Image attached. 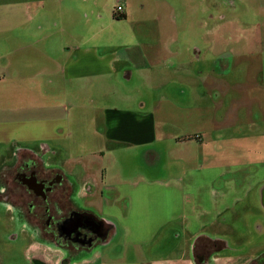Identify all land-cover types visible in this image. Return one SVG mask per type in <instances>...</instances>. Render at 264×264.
<instances>
[{"label": "crops", "instance_id": "1", "mask_svg": "<svg viewBox=\"0 0 264 264\" xmlns=\"http://www.w3.org/2000/svg\"><path fill=\"white\" fill-rule=\"evenodd\" d=\"M125 3L118 5L126 17ZM7 7V15H0V146L7 147L11 157L18 149H29L26 145L30 143L35 145L32 150L40 146L54 156L60 154L53 141L74 135L86 110L93 135L102 144L97 154L77 155L74 160L67 156L60 164L74 203L79 199L101 204V218L81 213L93 215L109 228L101 243L107 249L101 251L99 245L63 262L57 247L33 240L29 245L31 264H252L264 258L260 238L264 235V99L260 103L256 98L260 72L250 69L255 54L225 58L230 61L221 68L227 71L231 67L225 74L199 68L192 77L187 70L194 63L191 56L172 65V70H184L185 81L198 79L210 99L215 93L225 99L224 103L209 102L211 116L220 111L209 129L175 139L179 145L189 146V151L183 150L189 155L188 168L182 172L187 178H173L161 185L146 181L106 185L103 177L101 183L95 180L86 158H103L112 145L138 146L155 140L153 113L121 111L108 104L94 106L100 101L90 93L99 92L101 82L106 87L115 83L120 72L129 80L131 71L139 73L150 65L159 71L157 80L163 83L164 66L177 55L145 54L141 49L126 54L101 50L92 44V38L86 41L74 31L75 35L66 36L56 19H39L40 6ZM247 70L252 74L246 79ZM108 89L100 91L108 93L102 103H112ZM238 89H244L246 100L239 92L236 97L231 95ZM193 107L202 106L195 103ZM68 108L79 112L77 124ZM239 125L245 126L247 134H239ZM213 129L221 134L215 139ZM211 148L219 151L214 155ZM214 156L221 161L212 163L210 157ZM117 236L124 241L118 251L112 245ZM212 240L223 245L213 250Z\"/></svg>", "mask_w": 264, "mask_h": 264}, {"label": "rangeland", "instance_id": "2", "mask_svg": "<svg viewBox=\"0 0 264 264\" xmlns=\"http://www.w3.org/2000/svg\"><path fill=\"white\" fill-rule=\"evenodd\" d=\"M125 1L126 17L118 20L114 17L116 7L119 2L123 4ZM14 4L28 5L32 9L36 6L42 7L39 19H48L50 16L61 22V29L66 30V36H71L74 31L78 37L84 36L86 41L92 38V44L98 45L101 50L110 48L117 53L126 54L141 49L145 54L177 55V59L164 66L167 70L163 72L166 80L163 83L157 80L159 71L150 65L149 69L139 73L131 71L129 80L120 72L115 83L106 87L101 82L99 92L90 93L96 101H100L94 106L108 104L121 111L153 113L156 133V139L148 144L112 145L103 158L98 155L86 158L85 161L91 162L89 166L92 167L93 176L98 182L103 177L106 185L114 182L145 181L161 185L173 178H187L182 172L188 168L189 155L183 150L189 151V146L179 145L175 139L193 135L201 128L209 129L211 119L214 120L220 111H213L212 116L207 111H211L212 103H224L225 99L216 93L210 99L208 94L206 96L203 93V86L198 79L185 81L182 77L184 70L176 67V70H172V65L176 64L178 59L183 61V58L187 60L189 56L194 57V63L187 68L192 77L197 76L199 68L214 69L216 74H225L231 71V67L227 71L221 68L230 61L225 58L252 52L256 56L254 55L250 69L255 73L260 72L261 82L256 98L260 103L264 99V0H0V15H7V6ZM27 15L32 14L29 12ZM68 26L70 29L66 28ZM251 74L247 70L246 79ZM104 88H109L112 103H102L108 94L100 92ZM238 92L242 100L247 99L244 89H238L231 95L236 97ZM158 100L165 103H155ZM195 103L202 107L195 110ZM68 104L71 103L62 105ZM204 110L206 111L202 114ZM71 111L68 108L77 124L79 112ZM85 114V119L82 117L79 123V130H76L75 126L74 135L69 139L53 141L52 146L60 148L61 153L54 156L49 151L43 155V159L59 164L61 159L67 156L74 160L77 155L93 152L97 154L102 144L96 140L92 125H89L87 120L89 110H86ZM237 128L240 130L239 134H247L245 126L239 125ZM212 131L211 135L215 139L220 131ZM26 146L32 149L35 145L30 143ZM6 148L0 146V174L4 164L9 166L13 163ZM212 149L214 155L219 151ZM34 150L38 152L40 146ZM233 150L234 145L230 147V151ZM194 151L196 154L197 151ZM241 153L239 151V154ZM218 157H210L211 162H220ZM82 160L81 158V162ZM76 161L77 159L74 162ZM75 206L79 211L90 212L97 217L102 215L99 212L101 204L98 202L86 204L85 200L78 199ZM251 237L248 241H251ZM260 238L261 243L264 242V235H260ZM33 240L38 242L14 207L0 200V264H31L29 245ZM121 242L124 241L117 236L113 240V249L118 251L123 245ZM245 245L248 246V243ZM99 249L102 251L107 248L101 245Z\"/></svg>", "mask_w": 264, "mask_h": 264}, {"label": "flooded vegetation", "instance_id": "3", "mask_svg": "<svg viewBox=\"0 0 264 264\" xmlns=\"http://www.w3.org/2000/svg\"><path fill=\"white\" fill-rule=\"evenodd\" d=\"M45 153L49 151L44 147L38 152L32 149L14 152L13 163L4 164L0 174V199L14 207L38 241L57 247L66 262L76 258L80 251L101 245L107 235L105 228L91 222L70 221L71 215L81 211L70 199L71 188L60 162L46 161ZM252 264H264V258Z\"/></svg>", "mask_w": 264, "mask_h": 264}, {"label": "water", "instance_id": "4", "mask_svg": "<svg viewBox=\"0 0 264 264\" xmlns=\"http://www.w3.org/2000/svg\"><path fill=\"white\" fill-rule=\"evenodd\" d=\"M70 218H71L70 221L73 222V223H74L75 220L91 222V223L95 224L96 226H99L100 228H103V229L105 228L104 229L105 236L108 233L109 228L105 226L104 222L102 220L97 219L96 217H94L91 214H88V213H81V214H77V215L73 214V215L70 216Z\"/></svg>", "mask_w": 264, "mask_h": 264}, {"label": "trees", "instance_id": "5", "mask_svg": "<svg viewBox=\"0 0 264 264\" xmlns=\"http://www.w3.org/2000/svg\"><path fill=\"white\" fill-rule=\"evenodd\" d=\"M116 19H123V18H125V16L124 15H120V16H114ZM198 241V240H197ZM196 241V242H197ZM210 244H211V248L213 249V250H215V249H218L219 248V245H223L221 242H219V241H215V240H212V241H210Z\"/></svg>", "mask_w": 264, "mask_h": 264}, {"label": "built area", "instance_id": "6", "mask_svg": "<svg viewBox=\"0 0 264 264\" xmlns=\"http://www.w3.org/2000/svg\"><path fill=\"white\" fill-rule=\"evenodd\" d=\"M116 14H123V8L121 5H118L115 10Z\"/></svg>", "mask_w": 264, "mask_h": 264}]
</instances>
